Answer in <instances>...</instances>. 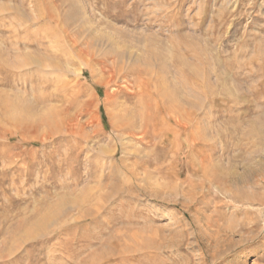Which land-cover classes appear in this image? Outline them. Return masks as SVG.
<instances>
[{
	"label": "rangeland",
	"instance_id": "obj_1",
	"mask_svg": "<svg viewBox=\"0 0 264 264\" xmlns=\"http://www.w3.org/2000/svg\"><path fill=\"white\" fill-rule=\"evenodd\" d=\"M0 264H264V0H0Z\"/></svg>",
	"mask_w": 264,
	"mask_h": 264
},
{
	"label": "bare ground",
	"instance_id": "obj_2",
	"mask_svg": "<svg viewBox=\"0 0 264 264\" xmlns=\"http://www.w3.org/2000/svg\"><path fill=\"white\" fill-rule=\"evenodd\" d=\"M110 35V34H109ZM75 36V35H74ZM90 36V35H89ZM118 36V35H117ZM71 37V36H70ZM69 38V37H68ZM72 38V37H71ZM115 38V37H114ZM70 39V38H69ZM154 39V38H153ZM72 40H74V39H72ZM84 40V39H83ZM142 40V39H141ZM150 41V40H149ZM69 42V41H68ZM154 42V41H153ZM81 44V43H80ZM85 44H87V46H86V49H82V48H79L78 46H77V44L74 42L73 44H71L70 43V45H72V48H73V51H74V53L76 54V55H78V56H80V57H85V56H88V54H89V50L87 49L88 48V45H90L91 44V42L90 41H88V42H86ZM142 44V43H141ZM93 45V44H92ZM71 48V47H70ZM91 48V47H90ZM106 49V48H105ZM109 49V48H108ZM148 49V48H147ZM103 52V51H102ZM166 52V51H165ZM114 53H115V56H113V60L112 61H114V62H117L119 59H120V57L121 56H124V53H122V52H118V51H116V50H114ZM168 53V52H167ZM94 54V53H93ZM98 54V53H97ZM157 54L159 55V53L157 52ZM89 57V56H88ZM93 57V56H92ZM87 58V57H86ZM86 58H85V60H86ZM145 58V57H144ZM91 59H93V58H91ZM91 59H90V61H91ZM110 59H112V58H110ZM140 59V58H139ZM87 60H88V58H87ZM95 60V59H94ZM142 60H144V59H142ZM138 61V60H137ZM143 62V61H142ZM101 63H103V61H101ZM125 63V62H124ZM144 63V62H143ZM162 63V62H161ZM86 64L87 65H89V62H86ZM120 64H121V62H120ZM135 64V63H134ZM165 64V63H164ZM187 64V63H186ZM131 65V64H130ZM132 65H133V63H132ZM136 65V64H135ZM137 67H138V65H136ZM165 66V65H164ZM120 68H119V70H117L118 72L117 73H114L115 72V70H114V72H113V74H114V76H113V78H112V80L111 81H109L110 83H114V84H116V80H117V77L118 76H121V77H125L126 75H128L129 76V74H133L135 71H136V69H135V71L133 70V69H127V68H125V67H122L121 65L119 66ZM132 67V66H131ZM133 67H135V66H133ZM132 67V68H133ZM129 68V67H128ZM143 68V67H142ZM137 72V71H136ZM140 73H141V71H140ZM142 74V73H141ZM7 76V75H6ZM6 76L4 77L5 78V80H2V82L3 81H6L7 80V78H6ZM8 77V76H7ZM130 77V76H129ZM129 77L127 78V79H129ZM111 79V78H110ZM109 79V80H110ZM119 79V78H118ZM135 79V78H134ZM136 81H138V80H136ZM135 81V82H136ZM8 82V81H7ZM132 82H133V80H132ZM161 82V81H160ZM129 83V82H128ZM137 83V82H136ZM166 83V82H165ZM165 85V84H164ZM131 87V86H130ZM176 87V86H175ZM191 88V87H190ZM198 88V87H197ZM199 89H200V87H199ZM198 89V90H199ZM200 91V90H199ZM202 91V90H201ZM127 91H122V92H120L119 91V93H116L114 96L115 97H117V96H119L120 94H127L126 93ZM184 92V91H183ZM181 93V92H180ZM130 95V94H129ZM132 95V94H131ZM124 98V97H123ZM180 98V97H179ZM27 99V98H26ZM131 99V98H130ZM166 100V99H165ZM24 101V100H23ZM129 101V100H128ZM134 101V100H133ZM156 102V101H155ZM128 105V104H127ZM176 105V104H175ZM48 106V105H47ZM121 106V108H120V110H119V119H120V124H119V127H120V129L121 130H131V131H135V129L136 128H138V129H136L137 131H138V133H139V135L141 136V138L142 139H144V138H152L153 136V133L151 132V130L149 129V127L145 124V122L143 123L142 121V123H140L139 121H138V119L137 118H135L136 117V115H135V113H134V110H132V108H130V107H126L125 106V104H121L120 105ZM170 106V105H169ZM21 107V106H20ZM52 107V106H51ZM134 107V106H133ZM46 108V107H45ZM49 108V107H48ZM58 108V107H57ZM171 108V107H170ZM22 109V108H21ZM179 109H180V107H179ZM159 110V109H158ZM32 111V110H31ZM186 115V114H185ZM192 117H193V115H191ZM156 117V116H155ZM177 117V116H176ZM186 117H188V116H186ZM179 119V118H178ZM8 120V119H7ZM175 120V119H174ZM179 121V120H178ZM184 121V120H183ZM181 122V121H180ZM191 122V121H190ZM8 123V122H7ZM81 124V123H80ZM181 124V123H180ZM72 125H73V122H72ZM179 125V124H178ZM27 126V125H26ZM187 126V125H186ZM72 127V126H71ZM183 128L184 126H182V125H179V128ZM153 128V127H152ZM178 129V128H177ZM179 130V129H178ZM187 130V129H186ZM7 132V131H6ZM13 134V133H12ZM183 134V133H182ZM181 134V135H182ZM201 134V133H200ZM129 135V134H128ZM138 135V136H139ZM177 135V134H176ZM209 135V134H208ZM132 136V135H131ZM135 136V135H134ZM152 136V137H151ZM163 136V135H162ZM179 136V135H178ZM136 137V136H135ZM134 137V138H135ZM197 139V138H196ZM199 139V138H198ZM197 139V140H198ZM193 140V139H192ZM196 140V141H197ZM199 141V140H198ZM142 142V141H141ZM193 143V142H192ZM138 163V162H137ZM132 165V164H131ZM116 168V167H115ZM130 169V168H129ZM119 174V173H118ZM131 176V175H130ZM144 176V175H143ZM118 189V188H117ZM90 190V189H89ZM96 190V189H95ZM83 192V191H82ZM155 192V191H154ZM110 194V193H109ZM154 195V194H153ZM184 196V195H183ZM189 199V198H188ZM106 200V199H105ZM183 202V201H182ZM186 202V201H185ZM100 203V202H99ZM186 206H188L187 204H186ZM97 208V207H96ZM195 208V207H194ZM95 209V208H94ZM193 209V208H192ZM194 210H196V209H194ZM197 211V210H196ZM199 213V212H198ZM198 220V219H197ZM200 224V223H199ZM205 224V223H204ZM212 226V225H211ZM209 228V227H208ZM205 231V230H204ZM209 231V230H208ZM221 233V232H220ZM208 235V234H207ZM219 236V235H218ZM221 236V235H220ZM223 236V235H222ZM213 237V236H212ZM211 238V237H210ZM222 239V238H221ZM217 240H218V238L216 239V242H217ZM220 240V239H219ZM218 240V241H219ZM217 244V243H216Z\"/></svg>",
	"mask_w": 264,
	"mask_h": 264
}]
</instances>
